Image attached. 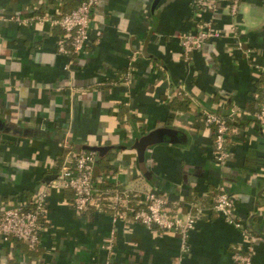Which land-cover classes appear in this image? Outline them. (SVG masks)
<instances>
[{
    "label": "crops",
    "instance_id": "1",
    "mask_svg": "<svg viewBox=\"0 0 264 264\" xmlns=\"http://www.w3.org/2000/svg\"><path fill=\"white\" fill-rule=\"evenodd\" d=\"M80 1L0 0V209L32 201L68 150L100 148L101 178L166 191L183 212L199 202L203 215L184 252L180 232L93 208L79 213L73 190L54 186L39 249L0 232V264H237L245 227L264 236V127L252 116L262 96L254 65L264 66V0H239L236 14L232 0H217L202 16L221 35L190 60L181 35L194 27L195 0H99L90 42L73 57L57 49L59 26L11 19L55 18ZM203 109L233 127L223 164ZM157 130L167 134L147 144ZM222 183L241 225L213 207ZM252 264H264V239L254 242Z\"/></svg>",
    "mask_w": 264,
    "mask_h": 264
},
{
    "label": "built area",
    "instance_id": "2",
    "mask_svg": "<svg viewBox=\"0 0 264 264\" xmlns=\"http://www.w3.org/2000/svg\"><path fill=\"white\" fill-rule=\"evenodd\" d=\"M217 0H195L193 2L194 27L181 35L183 55L190 60L193 52L203 49L205 44L221 35L214 27L212 18H204L203 12L215 6ZM99 0H81L79 5L67 13L52 18L49 15H34L31 17L12 16L11 19L21 25L33 22L44 24L50 21L59 26L63 33L57 39V49L60 53L73 57L82 52L90 42L92 14ZM239 0H232L231 11L236 14ZM68 68V67H67ZM262 77V98L256 110L252 113L255 120L264 127V66L256 64ZM130 72L126 78H129ZM178 94L181 96L182 92ZM182 97V96H181ZM207 126L213 128L215 159L223 164L230 155L228 147L233 127L229 118L210 110H201ZM96 163L95 150H68L65 160L56 177L41 187L34 195L33 205L28 208L22 206H8L0 209V232L6 238L14 235L30 247L39 245L41 233L44 229L42 218L46 219V200L51 187L70 188L74 192L73 205L79 212H86L91 208L103 211L111 209L110 214L117 217L130 218L148 226H157L160 230H176L182 235L181 248L188 251V236L196 227L197 221L203 215V207L199 202H189V209L183 212L180 199L172 198L166 191L160 189L135 190L127 187L112 189H96L94 186V169ZM213 207L222 212L228 220L241 225V217L236 211L234 195L222 183L213 196ZM47 220V219H46ZM249 243L246 248L234 251L237 264H252L254 242L264 239L262 234L251 233L245 227ZM104 247L111 252L114 247V237L103 239Z\"/></svg>",
    "mask_w": 264,
    "mask_h": 264
},
{
    "label": "trees",
    "instance_id": "3",
    "mask_svg": "<svg viewBox=\"0 0 264 264\" xmlns=\"http://www.w3.org/2000/svg\"><path fill=\"white\" fill-rule=\"evenodd\" d=\"M78 6V5H77ZM76 6V7H77ZM76 7H74V8H72V9H75ZM72 9H70L69 11H71ZM69 11H66V12H63V13H67V12H69ZM62 13V14H63ZM40 15V14H39ZM41 15H43V13H41ZM260 98H262V96L260 97ZM202 118V120H203V122H204V118L203 117H201ZM205 123V122H204ZM87 150H93L92 148H88ZM95 152H96V163H97V159H98V157H99V153H98V151L97 150H95ZM96 163H95V169H94V178H93V182H94V186H95V188L96 189H103V190H106V189H112V188H116V187H122V186H120L118 183H109L106 179H103V178H101L100 176H98L97 174H96ZM216 191H217V189L214 191V194H213V196L215 195V193H216ZM74 193V192H73ZM74 199V198H73ZM33 205V202L32 201H30V202H28V203H25V204H20V205H17V206H22L23 208H28V207H30V206H32ZM94 209V208H93ZM92 208L89 210V211H91V210H93ZM103 212H111V209H104L103 210ZM42 223H43V225L44 226H46L47 225V220L45 219V218H42ZM246 228H247V230L249 231V232H251V233H257V232H255L254 231V229L252 228V227H249V226H246ZM259 234V233H258ZM10 239L11 240H14L15 242H20V241H22L21 239H19L18 237H16V236H14V235H11L10 236ZM24 242V241H23ZM25 245L27 246V248L30 250V251H37L38 249H39V245H36V246H34V247H30L29 245H27L26 243H25Z\"/></svg>",
    "mask_w": 264,
    "mask_h": 264
},
{
    "label": "water",
    "instance_id": "4",
    "mask_svg": "<svg viewBox=\"0 0 264 264\" xmlns=\"http://www.w3.org/2000/svg\"><path fill=\"white\" fill-rule=\"evenodd\" d=\"M167 134V131L163 130H157L153 132L151 135L147 136L145 138V141H147V144L154 143L155 141H158L162 135ZM93 150H99L100 148H92Z\"/></svg>",
    "mask_w": 264,
    "mask_h": 264
}]
</instances>
